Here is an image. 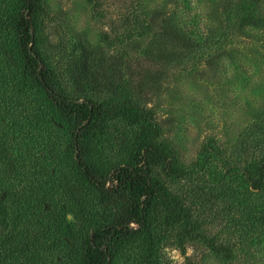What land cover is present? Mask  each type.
<instances>
[{
	"label": "rangeland",
	"instance_id": "obj_1",
	"mask_svg": "<svg viewBox=\"0 0 264 264\" xmlns=\"http://www.w3.org/2000/svg\"><path fill=\"white\" fill-rule=\"evenodd\" d=\"M4 11L0 50H7L14 72L16 12L11 17ZM42 17L44 49L67 96L113 102L128 80L134 98L152 110L161 140L184 172L181 180L167 178L173 196L190 186L207 193L210 180L190 174L210 153L222 163L245 130L264 117V0H44ZM148 17L161 28L148 32ZM42 175L26 189L24 212L13 214V245L22 243L13 246V257L16 264H70L66 254L74 258L78 236L93 228L100 205L72 171ZM208 226L213 246L190 242L183 255L166 245L160 264H264V245L252 255L219 253L215 241L223 240L222 222Z\"/></svg>",
	"mask_w": 264,
	"mask_h": 264
},
{
	"label": "trees",
	"instance_id": "obj_2",
	"mask_svg": "<svg viewBox=\"0 0 264 264\" xmlns=\"http://www.w3.org/2000/svg\"><path fill=\"white\" fill-rule=\"evenodd\" d=\"M43 2L0 3L4 14L16 12L18 43L14 72L7 50H0V264L18 260L13 246L22 243L13 245V214L24 212L27 187L57 168L72 171L100 205L93 228L78 236L74 258L66 254L70 264H160L166 245L183 255L190 242L213 246L205 226L218 220L225 231L223 240L215 241L219 253L235 258L238 251L252 255L263 246L264 117L245 130L222 163L210 153L190 174L210 180L207 193L190 186L171 195L167 178L174 174L181 180L184 172L161 140L152 110L134 98L130 81L113 102L80 101L64 92L44 49ZM158 25L155 18H145L148 32ZM41 100L39 108L32 107ZM134 222L140 226L133 228Z\"/></svg>",
	"mask_w": 264,
	"mask_h": 264
}]
</instances>
